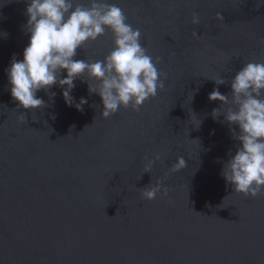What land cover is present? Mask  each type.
<instances>
[{"label": "water", "instance_id": "95a60500", "mask_svg": "<svg viewBox=\"0 0 264 264\" xmlns=\"http://www.w3.org/2000/svg\"><path fill=\"white\" fill-rule=\"evenodd\" d=\"M106 2L140 29L166 74L139 111L107 119L79 79L70 95L87 100L83 111L58 85L51 99L37 92L47 107L17 108L5 69L28 46V0H0V264H264V194L246 198L221 175L239 142L208 99L214 88L230 93L235 73L263 55L264 0ZM112 47L106 30L74 59L103 60ZM219 77L228 82L211 81ZM157 155L145 173L144 157ZM178 157L186 167L172 172ZM157 182L168 195L142 199Z\"/></svg>", "mask_w": 264, "mask_h": 264}, {"label": "clouds", "instance_id": "9594fccd", "mask_svg": "<svg viewBox=\"0 0 264 264\" xmlns=\"http://www.w3.org/2000/svg\"><path fill=\"white\" fill-rule=\"evenodd\" d=\"M260 6L257 0L256 7ZM26 15L24 28L30 37L23 60L13 55L10 66L5 69L17 108L47 107L45 101L37 97V92L43 90L51 99L56 94L49 93V89L58 85L65 103L83 111L87 100L82 97L79 103H74L70 95L74 81L79 79L87 82L89 94L99 95L101 116L107 119L121 109L139 111L147 100L156 97L158 90H163L162 77L166 78V74L157 68L160 58L153 60L147 54L140 42V29L127 22V16L117 5L106 0H88L87 4L79 0H28ZM215 19L223 21L224 18L217 13ZM191 23H200L198 13H191ZM106 30L112 34L113 47L103 60L74 59L78 49L96 42ZM192 36L200 38L196 31ZM261 43L264 44V39ZM65 71L66 77L61 78ZM85 74L86 79H82ZM211 81L218 86L228 82L223 77ZM230 88L228 94L214 88L208 96L209 101L220 102V106L212 110V118L217 120L223 115L233 138L239 142L235 155L230 154L224 163L221 175L233 186L234 192L256 198L264 194V62L245 63L230 80ZM225 105L227 107L223 108ZM19 119L26 122L25 114ZM232 125L238 126L239 131L231 128ZM144 159L147 161L144 172L150 173L159 155ZM184 167L185 159L178 157L170 171ZM161 192L168 195V189L157 182L141 188L140 194L142 199L150 201Z\"/></svg>", "mask_w": 264, "mask_h": 264}, {"label": "flooded vegetation", "instance_id": "af4514ba", "mask_svg": "<svg viewBox=\"0 0 264 264\" xmlns=\"http://www.w3.org/2000/svg\"><path fill=\"white\" fill-rule=\"evenodd\" d=\"M258 62H264V53H263V55L258 59Z\"/></svg>", "mask_w": 264, "mask_h": 264}]
</instances>
